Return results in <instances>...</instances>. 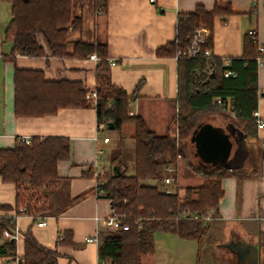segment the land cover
I'll use <instances>...</instances> for the list:
<instances>
[{
  "label": "crops",
  "instance_id": "crops-1",
  "mask_svg": "<svg viewBox=\"0 0 264 264\" xmlns=\"http://www.w3.org/2000/svg\"><path fill=\"white\" fill-rule=\"evenodd\" d=\"M217 5L230 7L232 13L215 18L213 57L222 61L241 58L245 37L250 33L257 34L258 44L264 45V0H157L155 3L108 0L106 11L97 10L95 0H72V17L81 18L83 25L81 31L70 33L68 52L73 53L74 43L78 41L106 43L109 60L116 62L111 65L113 84L129 95L135 94L129 114L143 117L150 131L163 136L175 127L179 113V61L176 57L160 58L157 50L175 40L180 14L194 12L198 6L212 11ZM10 20V7L0 0V149L13 148L26 137H62L69 139L71 145L70 158L59 162L57 167L58 188L39 192L48 197L52 210L47 225L40 228L31 215L23 213L17 217L16 226L22 232L32 225L36 240L57 251V264H99L98 244L88 243L86 239L107 230L95 217L107 216L110 202L95 196L94 172L108 171L110 166L113 171L110 163L116 158L114 154L133 149L134 127L126 125L121 133L105 131L99 135L94 107L60 109L46 117L16 116V67L41 70L45 79L51 81H79L91 89L96 86L97 63L90 57L58 59L48 54L41 58L17 55L15 62L6 60L3 56H9L12 51V44L4 40ZM258 87L257 112L264 120V64L258 68ZM204 122L217 134L227 135L232 143L225 163L228 172L222 179L223 197L216 209L209 210L211 220L203 221L208 226L203 233L207 241L173 233L160 252L153 235L154 250L143 254L142 261L145 264H264V128L257 125L252 136L230 118L218 114L204 118ZM105 137L109 142H104ZM193 145L196 148L195 142ZM99 150L103 151L102 155L98 154ZM195 157L200 158L197 151ZM182 161L187 163L186 158L181 159L178 166ZM194 161L196 164L197 160ZM202 161L208 166L221 167L220 163ZM191 179L185 187L177 179L172 189L183 196L187 187L203 183L200 178L199 182L198 178ZM147 184L156 185L157 181L149 180ZM16 197L15 185L3 182L0 177V216H16L13 211ZM2 206L13 209L3 210ZM66 232L72 235L71 244L65 243ZM3 243L0 240V246ZM16 246L17 258L0 255V264H18V258L24 256V239L17 241Z\"/></svg>",
  "mask_w": 264,
  "mask_h": 264
},
{
  "label": "trees",
  "instance_id": "trees-1",
  "mask_svg": "<svg viewBox=\"0 0 264 264\" xmlns=\"http://www.w3.org/2000/svg\"><path fill=\"white\" fill-rule=\"evenodd\" d=\"M10 7L11 20L4 33V40L12 44V51L4 59L15 62L17 55L41 58L49 55L58 59L85 60L95 54L100 62L96 67V90L98 100L91 105L86 100L84 84L79 81H51L45 79L41 70L15 68L14 108L18 117H46L57 114L60 109L94 107L98 124L112 122V132L121 133L126 125L134 127L135 164L134 174L127 175V163L120 157L112 160L120 169V176L113 171L106 174L102 186L105 199H109L115 211L125 217L129 229L102 231L99 233V261L106 264H145L142 255L154 250L153 231L161 229L196 237L202 241L208 229L203 220L191 219L216 209L223 197L222 179L228 172L223 166L213 167L200 158L192 164L194 173L203 180L197 187H187L181 196L166 193L158 182L166 177L165 168L174 166L171 174L177 180L175 165L185 159L181 143L185 136H194L207 124L211 115L228 117L240 128L254 136L256 120L253 113L258 109V37L247 34L241 58H229L230 66L211 56L206 58H179L178 97L179 113L175 123L177 131L159 136L149 130L145 119L129 114V105L135 94L129 95L123 88L113 84L111 65L106 43H74L73 53L68 52L71 32L82 29V19L72 17V0H2ZM108 0H95L97 10L106 11ZM230 7L215 6L207 11L198 6L194 12L180 14L174 41L157 50L160 58H173L186 50L194 33L206 29L210 36L203 50L212 49V33L217 16L231 14ZM230 69L236 77L225 78ZM218 99L221 103H218ZM107 130L108 126H107ZM194 143V142H193ZM192 143V144H193ZM193 147H195L193 145ZM70 140L62 137L31 138L28 145L21 139L13 148L0 149V177L17 189L16 205L2 206L3 210L15 211V217L0 216V240L6 229L16 226L18 216L31 215L34 222L52 213L47 196L40 191L58 188L60 177L58 164L70 158ZM156 180V185H149ZM23 209V211H21ZM33 222V223H34ZM25 241L24 256L18 264H57L56 250L42 246L32 233V225L22 231ZM72 235L65 233V243L71 244ZM0 255L17 258L16 242L4 241Z\"/></svg>",
  "mask_w": 264,
  "mask_h": 264
},
{
  "label": "built area",
  "instance_id": "built-area-1",
  "mask_svg": "<svg viewBox=\"0 0 264 264\" xmlns=\"http://www.w3.org/2000/svg\"><path fill=\"white\" fill-rule=\"evenodd\" d=\"M156 1L157 0H150L151 3H155ZM207 37H208V32L205 29L196 30L189 47L186 50L179 52L178 55L176 56V59L179 60V58H181V57H183V58H197L200 56L210 58L211 56H213L211 49H206V50L202 49L203 45L207 41ZM258 52H259V55L257 57V63L259 66H261L262 64H264V45L258 46ZM90 59L95 61L97 64L100 62V59L95 54L91 55ZM223 61H224V65L226 67L230 66V59L229 58H225ZM109 63L112 66H114L116 64V62L113 60H109ZM223 75L225 78L236 77V73L230 69H226L224 71ZM86 100L91 105H93V106L96 105L97 100H98V93H97V90L95 87L88 89V91L86 92ZM218 103H221L220 99H218ZM253 117L256 120L258 128L263 129L264 128V120L261 118L260 113L255 111L253 113ZM105 131H107V125H104V124H98L97 125V133L99 135L103 134ZM21 140L28 145L31 144V138L26 137V138H22ZM104 142L105 143L109 142V138L105 137ZM97 152L99 155L103 154V151H101V150H99ZM165 171H166V174H171L175 171V168H174V166L169 165L165 168ZM106 174H107V172H105L103 169H102V171L97 170L96 172H94L95 187H96L95 196L97 198H104L105 197V191H104V189H102V186L106 183ZM173 184H174V179L172 178V176H170V175L166 176L163 180L162 190L166 193H177V191L172 189ZM107 200L110 202L108 215L105 217L97 216V217H95V220L98 222L101 221L107 230L118 231L120 229H124V230L129 229V225L127 223H125V217L123 215L118 214L115 211V209L113 208L111 201L109 199H107ZM21 211H23V209H21ZM191 219L210 221L211 220L210 211H207L203 215H194L191 217ZM47 220H48L47 217L41 218L37 222V226L40 228L45 227L47 225ZM99 233L100 232L98 231V232H96V234L94 236L87 238L86 242L98 244L99 243ZM2 238L4 241L14 240L15 242H17V241L21 240V238H22L21 229L18 226H15L13 229H10V230L6 229L2 233ZM62 240H63V237L60 236L59 241H62ZM19 261H20V259L18 258V262ZM99 264H106V263L99 261Z\"/></svg>",
  "mask_w": 264,
  "mask_h": 264
},
{
  "label": "rangeland",
  "instance_id": "rangeland-1",
  "mask_svg": "<svg viewBox=\"0 0 264 264\" xmlns=\"http://www.w3.org/2000/svg\"><path fill=\"white\" fill-rule=\"evenodd\" d=\"M131 126H133V125H131ZM173 130L177 131L176 127H173L172 131ZM107 132L109 134H114V132H112L110 130H107ZM126 136H128V135L126 134ZM192 142L193 141H192L191 137H189V136L183 137L181 146H182V149H183V151L185 153V156H186V159H187V163L182 161L180 166H178L179 163H177L175 165V167L177 168L176 174H177V179H178L179 185L180 186L182 185L184 187L187 186V185H190V183H191L190 180H192L191 178H198V182H199V178H200L193 171L192 164L193 165L195 164V161L193 159L194 158L193 157V152H194L195 149L197 151V148L192 146ZM195 156H196V154H195ZM115 157L116 158L120 157L122 160H124L127 163V166L129 168V170L127 172V175H133L134 174V164H135V149H134V147H133L132 150H127L126 149V151H125V149H124L122 151H119L117 154L115 153L114 154V158ZM180 160H181V158L179 159L178 162H180ZM110 164H113V166H116L112 162ZM105 172H107V175L110 174V172H112V167L111 166L108 167V171H105ZM171 174H167L166 176H168V175L171 176ZM201 180L202 179L200 178V181ZM150 184H155V182H152ZM158 185L162 189L163 188V180L158 182ZM105 231L111 232V230H105ZM173 233L174 232H172V231H165V230H161V229H156L155 231H153L154 239L157 242L156 246H158L160 252L164 248L165 242H167V240L173 235ZM177 234H179V233H177ZM190 240H192V239H190ZM204 240L207 241L205 236H203V238H202V241H204ZM144 259L146 261V258H144Z\"/></svg>",
  "mask_w": 264,
  "mask_h": 264
},
{
  "label": "water",
  "instance_id": "water-1",
  "mask_svg": "<svg viewBox=\"0 0 264 264\" xmlns=\"http://www.w3.org/2000/svg\"><path fill=\"white\" fill-rule=\"evenodd\" d=\"M109 130H114L112 122L107 124ZM227 135L217 134L215 130L209 125H205L192 139L196 143L197 155L208 163H220L221 166L227 167V163L230 154L232 143L228 140ZM113 173L116 176H120V169L118 166L113 167ZM14 241V240H12Z\"/></svg>",
  "mask_w": 264,
  "mask_h": 264
}]
</instances>
